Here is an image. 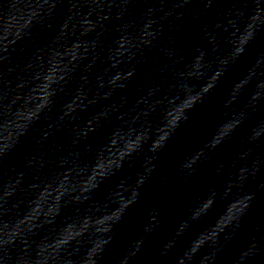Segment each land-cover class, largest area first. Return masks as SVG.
I'll return each mask as SVG.
<instances>
[{
	"label": "clouds",
	"instance_id": "1",
	"mask_svg": "<svg viewBox=\"0 0 264 264\" xmlns=\"http://www.w3.org/2000/svg\"><path fill=\"white\" fill-rule=\"evenodd\" d=\"M216 2L0 0V264H219L264 197V0H224L202 20ZM189 24L198 33L185 48ZM196 113L199 135L172 153ZM224 149L241 163L221 190L198 178ZM157 175L173 182L171 202L111 255ZM113 177L120 201L105 199ZM101 199L107 225L82 231ZM231 264H264V216Z\"/></svg>",
	"mask_w": 264,
	"mask_h": 264
}]
</instances>
